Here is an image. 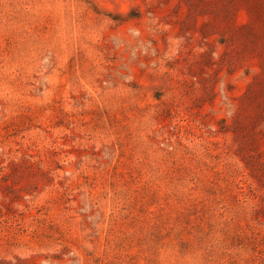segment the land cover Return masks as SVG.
<instances>
[{
  "label": "rangeland",
  "instance_id": "1",
  "mask_svg": "<svg viewBox=\"0 0 264 264\" xmlns=\"http://www.w3.org/2000/svg\"><path fill=\"white\" fill-rule=\"evenodd\" d=\"M0 264H264V0H0Z\"/></svg>",
  "mask_w": 264,
  "mask_h": 264
}]
</instances>
